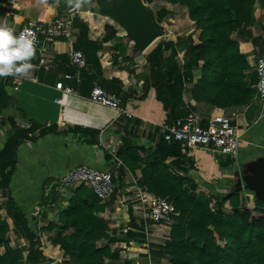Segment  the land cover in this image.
I'll use <instances>...</instances> for the list:
<instances>
[{
  "label": "crops",
  "instance_id": "0c3cea01",
  "mask_svg": "<svg viewBox=\"0 0 264 264\" xmlns=\"http://www.w3.org/2000/svg\"><path fill=\"white\" fill-rule=\"evenodd\" d=\"M141 1L149 7L154 17L159 10H165L161 20H156L161 30L171 28L169 21L178 24L186 20L193 25L186 17V9L182 5L165 0ZM68 9L67 0H59V5L57 0H0V18L6 17L16 29L22 23L46 21ZM253 15L254 20L250 25L231 33L248 61L247 72L253 71L255 56L264 50V42L261 40L264 32V7L255 3ZM104 24L112 25L117 35L124 34L118 25L99 10L93 0L91 5L85 6L79 13L73 12L69 38L48 39L39 34L36 59L32 61L38 70L30 73L31 79L17 78L18 91L8 95L5 87H12V77L0 78V147L11 133L9 122L18 126H35L36 129L32 132L35 135L40 128L55 129L36 136L33 141H21L16 146V163L7 185L8 192L29 217L30 227L38 234L40 248L51 259H66L67 256L57 245L51 244L47 236L44 239L48 246L45 247L39 230L48 223H52V229L56 230L59 222L55 213L50 215L51 207L58 209L66 206L67 195L56 196L55 200L48 201V196L43 195L47 179L75 164L82 163L99 169L114 166L117 158L115 150L121 144L119 136H128L133 143L151 149L156 141L155 125L165 117L161 102L155 98L153 80L157 77V69L148 65L145 59L146 53L154 45L149 49L148 45L142 51L131 52V39L123 41L116 36L103 38ZM187 33H190L195 42L197 30ZM176 34H166L165 38L157 41L171 40L172 44L167 46L164 53L167 54L171 47H177V57L181 62L184 58L185 35ZM177 40H180V46H177ZM124 44L127 58H122L118 52V48ZM70 48L80 49L84 53V67L76 69L69 64L67 50ZM40 55L51 59L50 67L37 66ZM63 73L70 76L64 77ZM56 81L69 86L72 91L63 92L54 86ZM93 81H102L114 90L119 98L121 111L88 98ZM189 87L190 83H185L182 88L181 112L198 114L202 124L211 112H224L240 133L241 152L237 163H231L217 155L212 148L193 147L187 154H183L184 161L179 166L184 170H178L177 173L189 176L198 187L203 186L206 190L210 185L211 190L220 192L237 187L240 181L244 184L255 180L263 183L264 106L261 109L258 107L259 111L256 113H249L248 108L253 102L249 105H231L225 112L220 107H210L203 102L194 101L189 96ZM72 126L98 129L97 143L80 142L79 132H57ZM186 159L191 160V164ZM120 165L116 168L121 174L117 175L116 171L112 178L113 192L106 199L100 200L103 208L96 212V215L105 217L106 233L110 239H100L96 244L108 243L111 250L118 251L117 259L104 258V261H108V264H169L165 256L148 254L147 246L139 240V235L142 234L144 237L141 240H153L146 234L152 224L143 218L142 205L136 196L137 187L141 186L137 183L140 167L130 170L123 163ZM245 189L248 193H253L250 186ZM0 213L5 214L2 208ZM6 220L11 228L10 218L6 217ZM126 230L136 232L137 235L132 237L129 235L131 232L127 234ZM54 263L57 264L56 261Z\"/></svg>",
  "mask_w": 264,
  "mask_h": 264
},
{
  "label": "trees",
  "instance_id": "16d2710c",
  "mask_svg": "<svg viewBox=\"0 0 264 264\" xmlns=\"http://www.w3.org/2000/svg\"><path fill=\"white\" fill-rule=\"evenodd\" d=\"M165 1L185 7V15L193 22L197 34L195 42L190 33L185 35L181 62L177 57V47H171L167 54L164 53L172 44L171 40L157 41L146 53L147 64L157 69L153 86L155 98L161 102L165 112L162 122L170 124L176 117L190 112H181L180 109L185 83H190L189 96L194 101L220 107L225 112L231 105L251 104L255 74L247 72L248 61L231 33L250 25L254 20V4L264 7V0ZM164 13V9L159 10L156 20L160 21ZM103 28L104 39L114 36L123 41L130 39L125 34L117 35L110 24H104ZM179 41L177 46L181 45ZM125 49V44L118 48L122 58L128 56L124 53ZM135 51L131 48V52ZM99 84L114 93L102 81ZM9 123L11 133L0 147V209L5 212L4 215L0 213V264H24L25 261L44 264L52 259L40 248L38 234L30 227L29 217L8 192L7 185L16 163V146L21 141H33L36 136L55 129L40 128L35 135L32 133L35 126ZM68 131L79 132L80 142L97 143L98 129L72 126L57 132L65 134ZM155 133L156 141L149 150L133 143L128 136H119L121 144L115 150L117 158L128 169L140 167L137 183L153 194L170 199L176 211L171 215V221L148 220L152 224L168 227L160 243L143 241V234L139 235L140 243L147 246L148 254L165 256L169 264H264V199L254 194L252 207L241 205L238 187L221 195L215 190L211 194L203 191L195 193L197 185L192 178L177 173L184 170L179 166L184 157L178 142L165 141L157 125ZM186 161L191 164V160ZM118 174H121L120 170ZM52 194L48 201L55 200L56 193ZM213 196H216V210L209 205ZM66 197V206L55 211L59 222L56 230L47 235L49 242L57 245L67 256L61 264H108L104 258L117 259V249L111 250L108 243L96 244L103 238L110 240L105 217L96 215L103 208L100 199L84 184L74 187ZM225 200L229 212L221 209ZM6 217L10 218L16 234L25 240L24 247L9 243L6 233L10 227ZM52 227V223L46 225L47 229ZM130 232L126 230L127 234ZM129 235L133 237L137 233Z\"/></svg>",
  "mask_w": 264,
  "mask_h": 264
},
{
  "label": "built area",
  "instance_id": "2783aa9c",
  "mask_svg": "<svg viewBox=\"0 0 264 264\" xmlns=\"http://www.w3.org/2000/svg\"><path fill=\"white\" fill-rule=\"evenodd\" d=\"M73 12L68 9L65 13L55 15L46 21H28L22 23L17 29V33L24 29L35 32L38 43L39 34L44 38L71 36ZM261 40L264 42V32L261 34ZM36 46V47H37ZM67 58L70 65L79 69L86 65L84 53L80 49L70 48L67 50ZM51 59L40 55L37 66L44 68L50 67ZM252 70L255 74L254 95L259 108H262L264 101V50L255 56L252 63ZM64 77H69L68 73H63ZM13 83L12 88H16L17 78H10ZM55 87L63 92H71L69 86L63 85L61 81H56ZM88 98L91 101L103 104L121 111L118 96L106 90L98 82L93 81ZM129 116V114L126 112ZM200 116L194 112L176 117L170 124L159 122L158 131L162 134L165 141H177L182 154L193 147H209L214 149L217 155L230 160L231 163H237L240 149V133L235 125L230 123V119L222 112H211L206 118L204 124L201 123ZM121 164L120 159L116 158L114 166L104 169L95 168L86 164H75L68 169L50 176L44 186V194L48 195L52 191L58 195L69 194L71 190L79 184H84L90 188L100 199L104 200L113 192V176L116 173L117 166ZM239 188L242 190V196L245 197L243 182H239ZM137 198L142 205L143 218L157 222L168 220L175 213L173 204L166 197L153 194L147 191L143 186L137 187ZM248 206V205H247ZM250 207V206H249Z\"/></svg>",
  "mask_w": 264,
  "mask_h": 264
},
{
  "label": "clouds",
  "instance_id": "9594fccd",
  "mask_svg": "<svg viewBox=\"0 0 264 264\" xmlns=\"http://www.w3.org/2000/svg\"><path fill=\"white\" fill-rule=\"evenodd\" d=\"M92 2L93 0H67V5L70 11L79 13ZM37 43L35 32L26 28L17 33L6 17L0 18V78L31 79L30 73L38 70L32 63L36 59ZM16 91L18 89L5 87L8 95Z\"/></svg>",
  "mask_w": 264,
  "mask_h": 264
},
{
  "label": "water",
  "instance_id": "95a60500",
  "mask_svg": "<svg viewBox=\"0 0 264 264\" xmlns=\"http://www.w3.org/2000/svg\"><path fill=\"white\" fill-rule=\"evenodd\" d=\"M99 10L117 24L132 41L136 50H144L162 30L149 7L141 0H95ZM250 186L253 193L264 199L262 181L243 183V187ZM239 188V185L237 186ZM46 264H56L49 262ZM129 264H134L130 262Z\"/></svg>",
  "mask_w": 264,
  "mask_h": 264
},
{
  "label": "rangeland",
  "instance_id": "374dc122",
  "mask_svg": "<svg viewBox=\"0 0 264 264\" xmlns=\"http://www.w3.org/2000/svg\"><path fill=\"white\" fill-rule=\"evenodd\" d=\"M171 18V17H170ZM115 24V23H114ZM169 24H170V29H166V30H162L163 32H162V34L160 35V36H158L157 38H155L154 40H153V42H151V44H149V46L147 47V49H149L150 47H152V45H154L155 44V41H157V39H161V38H165L167 35L166 34H168V35H175L176 34V32H179L178 34H180L181 36H183V35H185V33H187V32H189V31H191V30H193L194 29V27H193V25L190 23V22H187L186 20L185 21H183V22H179L178 24H175V23H173L172 21H169ZM115 25H117V24H115ZM178 34H176V35H178ZM177 37V36H176ZM262 106H264V101H263V104H262ZM259 106H258V104L255 102V101H253V104H252V107H251V110H250V112L249 113H256V112H258L259 111V108H258ZM222 112V111H221ZM222 113H224V112H222ZM225 114V113H224ZM226 115V114H225ZM240 152H241V147H240V149H239V155H240ZM242 154H244L243 152H242ZM238 155V156H239ZM230 161V160H229ZM117 171V170H116ZM223 172H225V170L223 171ZM262 172H263V176H264V170L262 169ZM116 174V173H115ZM229 177H231V175L229 176ZM199 180V179H198ZM218 183V182H217ZM217 183H214V185H217ZM200 187V188H199ZM197 186L196 188H195V193L196 192H198V191H203V192H205V193H209V194H211V193H213L214 192V189H212L211 190V187H210V185H209V187H206V190H205V188L203 187V186ZM244 190H245V197L244 196H242V190L240 189V191H239V194H240V196H239V202L241 203V205H244V206H247V207H252V196L254 195V193H248L247 192V190L244 188ZM263 190H264V181H263ZM227 191V190H226ZM225 191V192H226ZM218 195H221V194H223V193H225V192H220V191H215ZM54 193V192H53ZM53 194H52V192L51 191H49L48 192V197L50 198L51 196H52ZM66 195H68V194H65V196ZM56 196H61V195H58V194H56ZM61 197H63V195L61 196ZM48 198V199H49ZM215 199H216V196H213L212 198H211V200H210V203H209V205L211 206V208L212 209H215L216 210V201H215ZM170 200V199H169ZM171 201V200H170ZM173 204V203H172ZM225 204V205H224ZM227 204V205H226ZM56 209L57 208H53V207H51V212H50V215H53L54 213H55V211H56ZM221 209L224 211V212H229L230 211V208H229V206H228V203H227V201L225 200L223 203H222V205H221ZM175 213H176V211H175ZM174 213V214H175ZM168 221H171V218H169L168 219ZM152 224V223H151ZM53 225V224H52ZM42 226V225H41ZM150 228L146 231V234H147V237L148 238H151V239H153L152 241H155L156 243H160V242H162L163 241V239L165 238V236H166V234H167V232H168V227L167 226H165V225H158V224H152L151 226H149ZM53 228V227H52ZM47 229L46 228V225H43L42 226V228H40V232H39V235L42 237V243H43V245L46 247V246H48V242H46V239H44L45 238V236H47L48 234H51V233H53L54 232V229ZM42 231V232H41ZM6 235H7V237H8V239H9V242L11 243V245H20V247H24L25 246V240L22 238V237H20V236H18L17 234H16V232L14 231V228H10L8 231H7V233H6ZM101 245V244H100ZM22 253L24 254V249H23V251H22ZM59 259V258H58ZM63 259H59V260H56V259H54L53 257H52V260L51 261H49V262H57V264H61V261H62ZM49 262H47V263H49ZM24 264H31V263H28V262H24ZM44 264H46V263H44Z\"/></svg>",
  "mask_w": 264,
  "mask_h": 264
}]
</instances>
